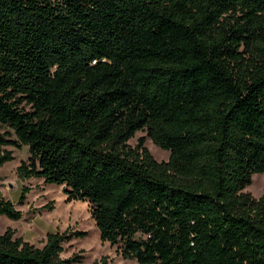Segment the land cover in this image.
Returning <instances> with one entry per match:
<instances>
[{
    "label": "trees",
    "instance_id": "1",
    "mask_svg": "<svg viewBox=\"0 0 264 264\" xmlns=\"http://www.w3.org/2000/svg\"><path fill=\"white\" fill-rule=\"evenodd\" d=\"M0 125V167L27 147L18 179L86 203L122 260L264 264V0H0ZM86 235L7 230L0 264H80Z\"/></svg>",
    "mask_w": 264,
    "mask_h": 264
},
{
    "label": "rangeland",
    "instance_id": "2",
    "mask_svg": "<svg viewBox=\"0 0 264 264\" xmlns=\"http://www.w3.org/2000/svg\"><path fill=\"white\" fill-rule=\"evenodd\" d=\"M6 130L0 125V135ZM141 137H145V133L137 132L128 141V145L134 147ZM144 147L157 162H166L169 158V152L155 146L149 138H145ZM5 149L12 152L14 160L0 167V198L14 203L15 209L20 211L22 216L18 221L0 216V235L10 230L14 232L15 238L20 237L36 247H42L47 233L84 231L87 233L84 238L64 245L62 258L77 254L81 256L80 264H94L103 258H107L108 264H136L134 261L122 260L116 252V247L100 242L98 230L89 216L86 203L67 202L62 187L46 185L42 180L18 179L16 169L20 161L28 158L27 147ZM22 187L29 192L25 195L23 203L18 204ZM245 192L259 198L264 193V174L254 175L252 184Z\"/></svg>",
    "mask_w": 264,
    "mask_h": 264
},
{
    "label": "water",
    "instance_id": "3",
    "mask_svg": "<svg viewBox=\"0 0 264 264\" xmlns=\"http://www.w3.org/2000/svg\"><path fill=\"white\" fill-rule=\"evenodd\" d=\"M64 189V188H63Z\"/></svg>",
    "mask_w": 264,
    "mask_h": 264
}]
</instances>
